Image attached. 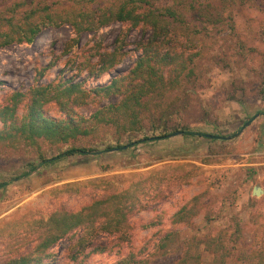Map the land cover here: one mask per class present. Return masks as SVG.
Segmentation results:
<instances>
[{
	"label": "rangeland",
	"instance_id": "rangeland-1",
	"mask_svg": "<svg viewBox=\"0 0 264 264\" xmlns=\"http://www.w3.org/2000/svg\"><path fill=\"white\" fill-rule=\"evenodd\" d=\"M13 2L0 0V34L14 31L3 18L16 27L26 22L25 8L14 12ZM26 4L39 16L48 7L66 22L43 28L32 45L0 48V105L14 91L63 79L85 90L108 85L113 77L138 83L129 71L147 43L177 57L184 70L175 84L142 100L135 125L93 121L88 135L66 144H0V264L29 249L37 236L35 220L59 208L77 212L95 198L136 186L140 202L157 207V213L149 209L128 219L129 243L121 245V254L116 237H99L97 242L112 249L89 256L86 264H114L130 251L147 264H173L179 253L163 255L156 247L169 231L178 232L176 241L192 242L197 264H259L264 255V0H159L156 7L171 9L177 17H165L166 27L156 33L111 22L100 28L94 24L78 40L71 24L89 23L80 14L108 11L119 1ZM38 15L29 22L37 23ZM114 50L120 51V62L95 80L101 58ZM119 99L96 98L76 112L90 118ZM174 128L217 138L173 136ZM163 133L166 138L153 140ZM143 136L152 140L115 150ZM70 147L91 151L41 162ZM254 187L263 194L252 196ZM182 207L186 213L175 220ZM150 220L161 223L143 230ZM205 242L214 245L207 250ZM73 243L64 239L50 250L55 264H68Z\"/></svg>",
	"mask_w": 264,
	"mask_h": 264
},
{
	"label": "trees",
	"instance_id": "trees-1",
	"mask_svg": "<svg viewBox=\"0 0 264 264\" xmlns=\"http://www.w3.org/2000/svg\"><path fill=\"white\" fill-rule=\"evenodd\" d=\"M26 1L14 0L11 7L14 12L25 8L24 12L27 14V18L24 26L16 27L11 19H2L8 27H11V30L14 28V31L0 34V48L13 44L32 45L43 28L58 27L59 20L60 23L66 22V18H62L61 15L55 16L48 13V7L43 8L41 16L37 14L36 10H26ZM81 1L95 2L96 0ZM118 1L119 4L114 9L80 14L83 21L89 19V23L86 27L82 23L71 24L77 35V40L85 29L89 30L94 24L97 28L108 26L111 22L125 24L131 28L142 25L156 33L166 27L163 24L165 17H177L171 9L156 7L159 0ZM220 8L225 10L222 6ZM216 13L220 15L219 12L216 11ZM36 15L39 18L38 22H29V19ZM141 47L143 53L129 71V77L138 83H127V77H113L108 85H97L93 89L85 90L81 83L63 79L57 84H36L24 92L14 91L4 96L0 105V144L13 147L20 144L35 146L38 142L43 141L51 146H56L88 135L93 121L116 125L118 121L123 120L128 121L131 125L137 124L140 108L143 107L142 100L158 90L165 89L168 85L170 87L175 84L184 70L183 62L172 54L162 53L150 43L142 44ZM119 53V50H114L113 53L105 54L101 58L100 68L94 76L95 80L110 73L118 65L121 57ZM50 66L51 64H48L43 68L40 76ZM165 73L169 77L167 81L164 79ZM115 96L120 98L116 104L111 103L105 108L97 110L90 118H85L76 112L77 108L86 106L96 98L110 99ZM172 131L178 135L181 133L183 136L205 137L203 134L191 133L183 128L181 130L174 128ZM160 135L153 140L167 137L164 133ZM150 140L152 139L143 136L142 139L124 147L128 148ZM116 149L122 150V147L117 146ZM110 150L111 148L107 147L106 151ZM90 151L82 147H70L50 160L42 158L41 162L51 164L62 158L87 155ZM130 191L128 189L118 195L109 194L95 198L77 212L59 208L47 217L35 220L32 227L35 228L34 233L37 236L29 249L25 253L5 259L1 264H55L50 250L64 239L74 240L68 264H86L89 256L108 251L110 248L97 242V239L102 236L116 237L117 245H120L117 251L121 254V245L129 243L128 219L149 209L157 213V207L152 208L150 204L147 205L148 202L146 205L140 202L138 186L132 192ZM184 212L186 213V208H180L173 218L179 219ZM155 217H158L157 214ZM159 223H161L160 220H150L147 224H142L141 228L147 230ZM177 236L178 232H166L157 242V249L162 251L163 255L178 252L179 259L173 264H197L196 260L199 258L193 259L191 254L192 242L176 241ZM211 245L214 243L205 242L204 249L209 250ZM88 249L91 250L88 251ZM225 257V253L221 255L222 259ZM114 264H147V261L145 259L138 260L137 255L130 251L121 256ZM259 264H264V255L260 257Z\"/></svg>",
	"mask_w": 264,
	"mask_h": 264
},
{
	"label": "water",
	"instance_id": "water-1",
	"mask_svg": "<svg viewBox=\"0 0 264 264\" xmlns=\"http://www.w3.org/2000/svg\"><path fill=\"white\" fill-rule=\"evenodd\" d=\"M246 125V124H245ZM179 134H181V133H179ZM173 136L174 135H177L176 133L175 134H172ZM205 137H207V138H210V139H215V138H217V137H214V136H209V135H205ZM223 139H228V138H223ZM122 149H125V147H122ZM115 150H117V149H115ZM263 194V190L261 189V188H259V187H254L253 189H252V196H254V197H259V196H261Z\"/></svg>",
	"mask_w": 264,
	"mask_h": 264
}]
</instances>
